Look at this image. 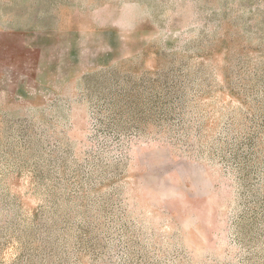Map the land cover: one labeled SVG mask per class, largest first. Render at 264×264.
<instances>
[{
	"label": "rangeland",
	"instance_id": "obj_1",
	"mask_svg": "<svg viewBox=\"0 0 264 264\" xmlns=\"http://www.w3.org/2000/svg\"><path fill=\"white\" fill-rule=\"evenodd\" d=\"M0 264H264V0H0Z\"/></svg>",
	"mask_w": 264,
	"mask_h": 264
}]
</instances>
